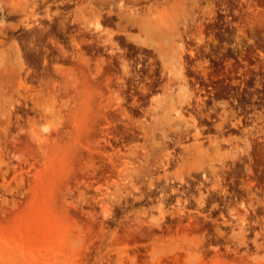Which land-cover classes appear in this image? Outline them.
<instances>
[{
    "label": "rangeland",
    "instance_id": "1",
    "mask_svg": "<svg viewBox=\"0 0 264 264\" xmlns=\"http://www.w3.org/2000/svg\"><path fill=\"white\" fill-rule=\"evenodd\" d=\"M59 1L0 0V264H264V0ZM129 51L165 81L140 115ZM196 72L214 121L187 106ZM179 175L203 182L183 199Z\"/></svg>",
    "mask_w": 264,
    "mask_h": 264
},
{
    "label": "flooded vegetation",
    "instance_id": "2",
    "mask_svg": "<svg viewBox=\"0 0 264 264\" xmlns=\"http://www.w3.org/2000/svg\"><path fill=\"white\" fill-rule=\"evenodd\" d=\"M76 2V0H64V3H73ZM61 5H64V3H61ZM129 54L131 55L130 58H128V62L133 64L131 68L133 69V72L130 75V79L124 83L121 87L122 90V97L123 102H125L124 108L133 114H144L147 106H145V103H148L151 100L152 95L154 94V91L158 88H160L165 81L162 80L161 76L159 74H155V72H159V69H155L156 66L149 64L150 61H152L151 56H147L145 54L140 53H134L132 54V51H129ZM122 59L117 58L116 62L121 61ZM121 66V64H118ZM189 71L193 70V66H189ZM198 76V77H196ZM188 84L193 86L194 92H196V95L193 97V103L190 102V105H187L189 108L192 109L194 113H196L197 118L201 120V118L206 119L207 121H214V118H207L206 117V111L203 112L202 108L206 106V103L211 101L213 99V94L218 92L219 89L213 88L215 86V83H211L208 80L203 79L201 77V74L195 73L193 76H189ZM220 84V83H219ZM217 85V84H216ZM210 110V109H209ZM142 130L135 128V129H124L122 131V136L115 137V142L118 144L112 145L111 141L108 140L107 145H109L112 148H122L128 143V139L125 136L132 135L135 136V138H141L143 136ZM189 135L194 136L196 139L197 136H208V135H218L216 133V129L213 127V124H204L200 125L199 127L192 128V130H189L187 133ZM187 134L185 138H174V137H168L167 142L165 145H169V151L172 152L170 154L169 160L166 159V162L163 164L165 168H170L168 172L172 171L173 168H175V164L178 162L177 158L180 156L179 151H176L177 148H181L182 145L187 144H181V141H184L188 139ZM108 137H111V135H108ZM180 141V142H179ZM205 141V139H203ZM191 143V142H190ZM199 144V146H197ZM194 147H201V143L199 141H196L194 143H191L190 145L185 146L187 150H191ZM197 168H194L192 170H196ZM181 169H177L175 173H173V177H175L176 173L180 171ZM183 175L189 173L187 169H182ZM183 175L181 178L175 179V181H179L180 183L183 182L184 185L181 186L180 184L177 185L178 188H172V193H179L180 195H184V198H186V195H190V190H196L197 187L203 182V180L190 177L189 179H186L182 181ZM205 178L204 172L200 174V178ZM183 178V179H182ZM206 179V178H205ZM171 182L174 181V179H170ZM177 198V197H176Z\"/></svg>",
    "mask_w": 264,
    "mask_h": 264
},
{
    "label": "bare ground",
    "instance_id": "3",
    "mask_svg": "<svg viewBox=\"0 0 264 264\" xmlns=\"http://www.w3.org/2000/svg\"><path fill=\"white\" fill-rule=\"evenodd\" d=\"M120 5H122V4H120ZM121 7V6H120ZM32 9V8H31ZM121 11V10H120ZM118 12V15L120 16V17H124L125 18V20H126V22H129V23H131V24H133V23H138V25L142 28V30L143 31H145V32H147V34H149V32L152 30V25L150 24V20L148 19V18H146V16H143V14L142 15H140V14H137V13H133L132 12V14L131 15H129V14H126V13H124V12ZM27 21V20H26ZM98 21V20H97ZM96 21V22H97ZM32 23V22H31ZM98 24V23H97ZM161 24H162V22H159V25L161 26ZM99 25V24H98ZM98 25H97V28H98ZM185 28H187V25H186V27ZM160 32V31H159ZM161 36V35H160ZM143 41V44L145 43V44H148V41L146 40V39H144V40H142ZM18 46V45H17ZM157 47H158V49H159V52L160 53H162V46H161V43H158L157 44ZM180 47H181V49H183V47H182V44L180 45ZM18 48V47H17ZM19 50V49H18ZM19 53V52H18ZM19 57H21V54L19 53ZM23 60V59H22ZM170 73V72H169ZM16 75V73H15V71L11 74V77H13V76H15ZM21 84V83H20ZM22 85V84H21ZM20 85V86H21ZM182 101H184L185 103H187V104H189V99L184 95L183 97H182V99H181ZM180 111V110H179ZM181 112H179L177 115H181L180 114ZM223 119H225V118H223ZM180 176H182V175H179V177ZM178 177V176H177ZM160 211H161V209H160Z\"/></svg>",
    "mask_w": 264,
    "mask_h": 264
},
{
    "label": "water",
    "instance_id": "4",
    "mask_svg": "<svg viewBox=\"0 0 264 264\" xmlns=\"http://www.w3.org/2000/svg\"><path fill=\"white\" fill-rule=\"evenodd\" d=\"M0 18H1V13H0Z\"/></svg>",
    "mask_w": 264,
    "mask_h": 264
}]
</instances>
